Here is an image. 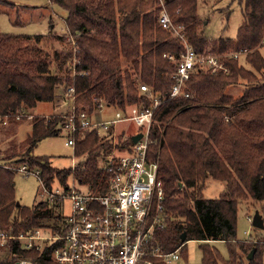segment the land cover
<instances>
[{
    "label": "trees",
    "instance_id": "16d2710c",
    "mask_svg": "<svg viewBox=\"0 0 264 264\" xmlns=\"http://www.w3.org/2000/svg\"><path fill=\"white\" fill-rule=\"evenodd\" d=\"M50 2L67 11L65 34H7L0 28V117H30L26 112L39 103L54 102L55 90L62 84L75 89L77 110L87 108L92 113L100 102L116 109L133 105L145 109L153 104L152 96L160 98L163 102L151 125L149 157L159 164L168 220L166 228L155 234L154 244L165 253L175 251L184 244L180 238L185 233V243L202 242L205 264H237L240 252L250 254L253 247L254 258L250 260L248 254L247 264H263L264 251L259 244L238 240L237 227L239 206L248 199L264 202V80L259 77L264 73V0H239L244 23L237 37L215 40L204 35L199 0L166 1L183 37L160 27L156 0ZM55 42L61 47L52 46ZM188 47L201 54L246 53L239 59H222L224 69L216 72L197 68L187 81L191 97L170 98L178 63L168 56L179 57ZM240 82L246 86L240 96L227 92ZM142 84L149 86L151 96L141 90ZM48 119L33 121L25 144L11 139L0 161L40 170L49 188L57 181L68 189L73 173L79 182L105 194L110 174L103 164L114 149L111 141L104 142L97 131L75 134L74 154L84 161L75 170H60L52 157L34 154L42 140L60 134L62 117ZM121 136L117 146L123 148ZM16 173L0 167V234L15 236L41 227L56 231L57 218L49 203L31 208L18 203ZM210 182L224 183L217 197L204 195ZM218 241L227 244L228 259L214 245ZM0 252L7 256L0 264H16L23 258L44 264L51 259L50 252L25 250L18 240L4 246L0 242Z\"/></svg>",
    "mask_w": 264,
    "mask_h": 264
},
{
    "label": "built area",
    "instance_id": "2783aa9c",
    "mask_svg": "<svg viewBox=\"0 0 264 264\" xmlns=\"http://www.w3.org/2000/svg\"><path fill=\"white\" fill-rule=\"evenodd\" d=\"M156 1L160 8V27L172 31L175 36L183 37L181 28L176 27L166 7L167 0ZM245 53L242 50L223 55L209 51L201 54L188 47L179 57L169 55L170 61L178 63L177 70L172 75L175 84L170 98L191 97V93L187 91V81L197 68L216 72L224 69L222 59H239ZM141 90L152 95L147 85L142 84ZM56 97L61 101L58 107L68 106L64 112H56V115L62 117L58 130L60 134H66L67 146L74 148L75 134L97 131L102 140L110 133L106 140L111 141L113 146L119 145L117 136L123 135L120 145L125 147H113V153L103 164V168L110 174L105 194L91 189V185V192L85 193L64 187L62 190H54L53 186L49 188L41 178L40 170L30 169L27 165L11 168L0 163V167L36 176L42 188L41 202L49 203L57 218L56 231L41 227L15 236L1 233V244L18 240L25 250H35L41 254L50 252L51 259L44 264H152L148 260L150 257L162 259L167 264H177L181 259L183 244L168 253L154 244L155 234L166 228L168 220L163 184L158 176L159 164L149 157L153 116L163 100L152 96L151 107L142 109L133 105L125 109L114 108L112 119L96 121L93 120L94 115L112 107L100 102L93 113L87 108L77 110L73 87L63 94H56ZM120 123H134L139 130L126 134L123 129L120 134H116V126ZM140 134L142 137L135 143L132 138ZM130 140V144H124ZM75 168L76 166L73 170ZM17 263L35 264L33 260L26 258Z\"/></svg>",
    "mask_w": 264,
    "mask_h": 264
},
{
    "label": "rangeland",
    "instance_id": "374dc122",
    "mask_svg": "<svg viewBox=\"0 0 264 264\" xmlns=\"http://www.w3.org/2000/svg\"><path fill=\"white\" fill-rule=\"evenodd\" d=\"M0 8L2 9L0 28L3 33L18 35H46L49 33L62 35L66 33L65 18L67 17V11L59 5L52 4L50 0H0ZM199 17L205 24L204 35L212 40L219 38L235 39L240 26L244 23L243 6L239 0H199ZM69 40L74 44L72 38H69ZM52 46L61 47L57 42L52 43ZM262 52L264 53V49ZM72 71L74 74L75 70ZM259 77L264 80V73ZM244 85V83L240 82V84L230 86L227 88V92L238 97L245 90L246 86ZM68 88L70 86L65 84L59 85L55 90L54 102L39 103L36 108L26 112L30 117L25 119L15 118L14 115H8L4 118L0 117V159L4 157L11 139L15 140L19 145L25 144L28 136L31 135V125L35 119L45 118L48 121V118L56 115V112L67 110V105L57 106L60 105L61 101L56 97V94H63ZM114 114L115 109L113 107L104 109L101 114L94 115L93 120H110L114 117ZM4 122H7V124ZM123 129L126 134L139 130L134 123H120L116 126L115 133L120 134ZM109 135L103 138L104 142L108 141L106 139L110 137ZM120 136L117 137L119 138ZM66 142L67 136L65 133L46 138L37 145L34 149V154L37 157H52L53 166L60 170L74 169L79 162L84 161V157L76 158L73 147L67 146ZM113 147L117 148V146ZM0 163L4 164L1 161ZM4 165L11 168L17 167V164L11 163ZM68 186L70 190L84 193L91 192L89 184L79 182L73 173L68 179ZM53 188L54 190H62L61 185L57 181L53 183ZM223 188L224 183L210 182L204 190V195L206 198L217 197ZM14 189L16 200L24 207L31 208L41 202V183L34 175L27 176L16 173ZM256 212L261 215L264 222V202H255L248 199L242 206H239L237 239L248 240L252 245L259 244L260 250L264 251V229L255 230L252 225V219ZM256 234L259 235L253 238ZM0 240L3 241L1 238ZM2 245L4 246L5 244ZM201 245L202 242L198 241L184 243L183 247L185 246L186 257L184 259L181 258L177 264H205ZM214 245L223 258H229V248L225 242L218 241ZM254 248L256 247L252 249L254 250ZM248 254L240 252L237 264H247ZM6 259L7 256L0 252V262Z\"/></svg>",
    "mask_w": 264,
    "mask_h": 264
},
{
    "label": "water",
    "instance_id": "95a60500",
    "mask_svg": "<svg viewBox=\"0 0 264 264\" xmlns=\"http://www.w3.org/2000/svg\"><path fill=\"white\" fill-rule=\"evenodd\" d=\"M141 137H142V135L140 134V135L134 136V137L132 138V140L136 143ZM181 186H182V185H181ZM252 225H253V227L258 228V229H264V222H263V219H262L261 215H260L258 212H256V215H255V216L253 217V219H252ZM180 240H181L182 243H185V242H186V236H185V233H183V234L181 235ZM254 254H255V250H253V251L249 254L248 258H249L250 260H252V259L254 258ZM17 264H18V263H17Z\"/></svg>",
    "mask_w": 264,
    "mask_h": 264
}]
</instances>
